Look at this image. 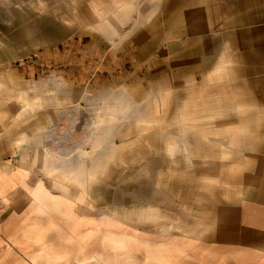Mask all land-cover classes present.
<instances>
[{
	"label": "rangeland",
	"instance_id": "rangeland-1",
	"mask_svg": "<svg viewBox=\"0 0 264 264\" xmlns=\"http://www.w3.org/2000/svg\"><path fill=\"white\" fill-rule=\"evenodd\" d=\"M156 1L0 0V136L14 137L45 106L64 113L67 129L51 137L52 159L46 151L36 158L43 170L54 162V177L63 179L56 188L68 194V183L100 192L103 206L133 195L135 206L154 203L169 209V217L177 215L175 206L183 218L191 207L200 231L222 202L238 198L244 177L257 173L245 159L256 140L249 120L255 110L244 106L236 80L209 78L145 94L115 83ZM116 95L123 104H110ZM7 169L0 197L24 176ZM94 178H101L100 187L87 184ZM33 195L40 201L49 192L41 184ZM0 243L1 258L14 264Z\"/></svg>",
	"mask_w": 264,
	"mask_h": 264
},
{
	"label": "crops",
	"instance_id": "crops-1",
	"mask_svg": "<svg viewBox=\"0 0 264 264\" xmlns=\"http://www.w3.org/2000/svg\"><path fill=\"white\" fill-rule=\"evenodd\" d=\"M155 9L133 37L115 83L145 94L209 78L236 80L244 106L255 110L249 120L256 140L245 159L257 173L244 177L238 198L222 202L200 231L191 207L185 220L176 206L170 217L154 203L135 206L133 195L125 204L113 199L103 206L100 192L74 190L67 182L70 193L56 188L63 179L54 177L52 160L46 170L36 163L40 152L53 155L51 137L68 125L64 113L45 106L46 113L27 116L14 137L0 136V174L9 175L12 165L24 175L0 197V241L12 263L264 264V0H157ZM121 100L116 95L110 104ZM41 184L49 195L39 201L33 194ZM87 184L100 187L102 181ZM2 251L0 245V264H6Z\"/></svg>",
	"mask_w": 264,
	"mask_h": 264
},
{
	"label": "bare ground",
	"instance_id": "bare-ground-1",
	"mask_svg": "<svg viewBox=\"0 0 264 264\" xmlns=\"http://www.w3.org/2000/svg\"><path fill=\"white\" fill-rule=\"evenodd\" d=\"M111 26V25H110ZM185 118V117H184ZM184 131V130H183ZM183 139V138H182ZM176 142V141H175Z\"/></svg>",
	"mask_w": 264,
	"mask_h": 264
}]
</instances>
